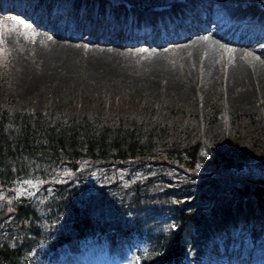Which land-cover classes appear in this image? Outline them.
Instances as JSON below:
<instances>
[{"label":"trees","instance_id":"trees-1","mask_svg":"<svg viewBox=\"0 0 264 264\" xmlns=\"http://www.w3.org/2000/svg\"><path fill=\"white\" fill-rule=\"evenodd\" d=\"M132 100L105 112L87 106L84 98L68 113L47 115L15 106L6 96L0 74L3 189L16 180L44 176L49 166L63 161L70 165L82 160L134 162L157 156L164 163L158 173L125 184L92 186L77 177L55 183L38 208L30 207L31 203L15 207L13 225L0 208V264H48L46 254L58 245L110 230L134 237L135 264H179L200 219L211 208L253 196L264 210V181L232 179L251 158H264L258 133L252 132L251 145L232 140L229 152L216 145V137L209 138L212 173L201 174L202 143L191 133L193 121L185 122L186 117L175 109L162 121L152 109ZM198 117L204 120L206 115ZM198 120L194 118V126ZM181 167L191 173L175 189L169 184L171 171ZM203 192L208 193L207 201L200 199Z\"/></svg>","mask_w":264,"mask_h":264},{"label":"bare ground","instance_id":"bare-ground-1","mask_svg":"<svg viewBox=\"0 0 264 264\" xmlns=\"http://www.w3.org/2000/svg\"><path fill=\"white\" fill-rule=\"evenodd\" d=\"M115 1L0 0L1 17L36 33L15 57L20 75L59 86L84 76L111 90L142 85L159 102L185 101L192 84L223 81L220 98L233 110L264 100L261 0ZM263 212L251 197L204 219L185 264H264ZM103 237L111 250L124 246L115 232Z\"/></svg>","mask_w":264,"mask_h":264},{"label":"rangeland","instance_id":"rangeland-1","mask_svg":"<svg viewBox=\"0 0 264 264\" xmlns=\"http://www.w3.org/2000/svg\"><path fill=\"white\" fill-rule=\"evenodd\" d=\"M170 1L168 0V2ZM115 2H120L118 3L120 5L124 2L130 6L134 4L132 0H116ZM161 3V0L154 2V4ZM253 3L256 4V1H253ZM260 4L264 6V0H261ZM5 13L1 12L3 16L9 18L20 17L11 10H7ZM86 36L88 37L89 34ZM36 42V33H33L16 20H8L0 16V74L3 75L4 83H6V96L19 108L40 111L47 115L52 112L68 113L69 110L78 107L81 100L86 98L89 101L87 106L101 107L106 112L116 106H125V103L132 98V102L135 104L139 102L142 107L152 109L154 117L162 121L169 117L172 109H175L176 113L186 117L185 122L193 121L191 133L202 143L198 151V159L200 160L198 168L201 174H204V171L212 173L210 161L213 154L209 143V138L212 136L216 137V145L221 146L223 152L230 151L229 146L232 140L241 143L243 146L251 145L249 140L252 132L258 133L260 136V138L258 137L259 141L264 145V100L257 101L252 107L245 105L241 109L233 110L228 107L224 97L220 98L223 81L214 86L212 83L205 81L201 85L203 89L197 88L198 83H194L192 84L193 95L190 99L185 101L174 99L171 102L168 100L163 102L153 101L142 85L130 84L126 86L123 84L122 87H116L113 90L94 85H91L93 86L91 87L87 84L85 76L80 81L77 79L66 83L64 86H59L58 81L56 83L50 79L45 81L44 84L40 81H33L32 83L25 74L20 75L18 72L19 67L16 68L15 57L18 52H27L28 47ZM206 88H209L207 92ZM199 114H205V119L202 120L198 117ZM195 117L199 120L198 124L194 126ZM243 129L244 133L242 132ZM253 153L256 154L257 152ZM161 161L160 157L153 156L151 158L144 157L134 162H88L82 160L76 163L74 167L70 164L49 166L44 176L35 174L28 178L16 180L6 189L0 186V208L5 211V218L11 221L9 223L13 225V213L16 208L19 209L24 203H31L30 207L38 208L51 186L55 183L77 177L92 186L113 183L125 184L158 173L164 166ZM244 166V168H239L240 170L234 172L233 180L245 178V180L252 181L253 177H258L264 181V158L258 157L257 160L251 158L248 164ZM171 173L172 182L169 184L178 189L180 180L182 178L185 180L186 176L188 177L187 174H190L191 171L181 167V169L177 168L175 172L171 171ZM251 197L234 199L211 208L201 218L193 234L192 241L186 250L185 257L179 264H185L190 251L192 254L191 248L194 239L204 219L211 217L223 207L234 205ZM252 198L258 206L256 198ZM200 199L207 201L208 193H201ZM33 202L36 203L35 206H33ZM114 232L119 234L122 239L124 238V246L121 248L118 244V247H115L116 250H111L110 244L103 236ZM136 244V240L130 233L122 230H112L103 235H96L86 241L71 240L58 245L54 251L46 255V259L48 264H135L137 261ZM62 246H65V248L60 250ZM69 247L74 249V252L70 251Z\"/></svg>","mask_w":264,"mask_h":264}]
</instances>
